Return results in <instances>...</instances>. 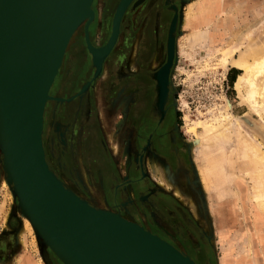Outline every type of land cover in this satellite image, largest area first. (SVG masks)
Instances as JSON below:
<instances>
[{"label":"rangeland","instance_id":"rangeland-1","mask_svg":"<svg viewBox=\"0 0 264 264\" xmlns=\"http://www.w3.org/2000/svg\"><path fill=\"white\" fill-rule=\"evenodd\" d=\"M121 1H92L94 17L88 26V37L96 50L103 49L107 44L111 34V23ZM135 1L136 4L124 16L117 46L111 54L109 53L110 55L108 54L110 57L108 62L129 44L135 47L137 53L143 41L148 39L149 42L145 44L147 55L151 57L148 67H155L158 64L162 66L165 59L167 23L170 17V15L166 17L162 6L172 0L160 3L154 8L155 10H149L146 3L141 2L142 0ZM176 1L179 4V13L176 24L175 58L169 70L167 81L169 83L166 87V102L168 100L170 111L168 118L174 127V130H171L173 132L169 133L173 134V157L176 159L171 163L164 155L160 158L158 152L154 151L153 154L148 152L145 172L151 182L149 185L154 186L153 191L163 193L165 197L161 200L162 204H159L157 196L153 195L150 197V204L141 196L150 190L145 186L138 187L141 192L140 201L145 208L144 213L138 214L142 225L120 212H115L123 219L137 223L169 242L196 264H264V206L258 205L259 196L264 195V187L258 188L259 184H264V147L260 145L264 144V118L260 121L259 116L251 113L248 107L241 103L235 84L231 86L229 82V78L238 72L240 74L241 71L238 69L228 76L232 65L224 67L222 62L225 56L223 53L229 49V46L238 48V53H235L238 58L240 54L250 53L253 49L264 45V0ZM203 3L208 5L209 10L218 3L208 16L207 22L191 28L186 23L182 24L183 19L191 13H197ZM199 34L203 36L201 43L195 41V37ZM245 34L248 39L245 38ZM154 38L155 42H153ZM75 44L81 46L87 57L78 52V47L73 49ZM66 47L53 82L70 74L69 68L72 67L83 72L87 78L92 68L93 73L91 80L69 96H73L70 100H67L69 97H53L48 92L51 98L46 101L43 112L44 156L48 168L65 188L90 205L105 210V207L109 206L104 201L101 206L103 190L101 179L89 166L83 152L84 140L81 137V129L84 118L82 115L78 116L76 126L78 131L73 137L66 139L62 134L53 135L47 110L50 100L68 103L80 97L92 81L101 77L106 58L101 63L99 73L93 77L95 55H92L86 47L84 23L77 27ZM73 52L75 60L66 66V61L70 60ZM133 57L134 52H132ZM87 58L91 60L88 69L85 65ZM132 66L137 67V64L132 63ZM102 74L101 78L107 76V73ZM69 79L70 77L61 81L64 82L62 92H65L66 86H69V92L73 91L77 81L74 79L69 81ZM156 81L157 87H160L158 78ZM83 86L82 93H79ZM98 94L99 91L94 87L91 96ZM100 100L97 96L95 107ZM227 105H231L229 111L232 117L226 120L225 124L231 121L237 126L240 123L243 129L233 126L231 130L219 135V130L216 128L213 130L211 125L217 126L216 117L224 113ZM109 107L105 119L99 106L96 110L99 111L100 124L104 128L103 147L107 149V156L114 166L113 176L118 180L128 174L129 165L139 149L137 144L139 137L135 129L129 131L126 127L129 117V114L128 117L126 116L127 109L125 114L120 112L115 100ZM250 123L257 125L258 129H252ZM93 126L95 125L88 127L89 150L97 148L90 146L96 142L94 140H97V132ZM209 126L212 132L209 131ZM246 129L256 133L257 140H252L251 134H247ZM61 147L69 152H64ZM235 150H237L236 154ZM101 157L100 153L96 157L91 156V163L94 160H97V163L101 162ZM157 157L164 159L163 164L166 165L181 197L177 198L161 185L163 167L156 168L153 163ZM228 158L229 162H227ZM91 166L95 167L93 163ZM207 172H217L219 177L215 179L213 176L212 182L208 181L204 177ZM172 205L175 206L173 210L170 208ZM109 208L114 212L111 207ZM30 225H27L16 197L5 179L0 158V264H21L24 259L30 260L32 264H63L48 246L43 245L40 237V240L37 239L38 236Z\"/></svg>","mask_w":264,"mask_h":264},{"label":"water","instance_id":"water-1","mask_svg":"<svg viewBox=\"0 0 264 264\" xmlns=\"http://www.w3.org/2000/svg\"><path fill=\"white\" fill-rule=\"evenodd\" d=\"M22 1L0 0V158L20 212L26 206L40 226L37 239L40 237L63 264H196L141 225L79 198L48 168L42 128L45 103L51 98L49 88L72 34L82 23L86 47L96 54L88 37L93 0H25L29 13L40 19L33 26L24 19ZM128 2L122 0L115 13L93 77L116 40ZM177 19L175 11L163 64L170 63L169 69Z\"/></svg>","mask_w":264,"mask_h":264},{"label":"flooded vegetation","instance_id":"flooded-vegetation-1","mask_svg":"<svg viewBox=\"0 0 264 264\" xmlns=\"http://www.w3.org/2000/svg\"><path fill=\"white\" fill-rule=\"evenodd\" d=\"M135 2V0L131 2L124 12L119 25L117 40L111 52L115 50L117 46L124 16L126 12L133 7L134 4H136ZM141 2L146 3L149 10H153L154 8H157L160 3H166V0H142ZM162 7H164L163 12L166 14V17L167 15H170L166 30L165 59L162 62L164 63L167 54L166 41L168 28L175 11L179 13V4L176 0H172ZM145 40L143 41L144 43L140 49H138L137 53L135 47H131V44H129L125 46L123 49L124 51L122 50L119 54L111 57V60L108 62V58H110L109 55L111 54L110 52L105 59L100 74L102 77V73H107L105 78L98 77L95 81H92L87 90L80 95V97L68 103L50 100L49 108L47 110V112L49 111L50 126L53 131V135L59 136L62 134L66 139H70V137H73L78 131L76 127L79 118L78 116L82 115V118H84V121L82 122L83 127L81 129V137L84 140L82 143L83 152L86 155L85 159L87 158L86 160H88V163L90 164L89 166L95 171L99 179H101L103 189L100 199L101 206L103 205L102 201H104L109 207H111L112 210H114V212H120L122 215L141 224L142 222L140 221L138 214L139 212L144 213L145 208L143 207L144 204L142 205L141 203L142 201H140L141 192L138 187L145 186V188L147 187V190H150L141 195L148 201L150 200V197L154 195L157 196V203L162 204L161 200L165 197V194L160 192L158 193L156 190L153 191V189H155L154 186L149 185L151 182L149 178H147V173L145 172V161L147 159L148 152L152 154L154 151L158 152V154H160V158L161 155H164V157L169 159L171 163L175 162L176 159L173 157L174 138L173 134L170 133L173 132L171 130H174V127L168 118L170 114L168 100L165 103L164 112L160 113L157 107V97L160 87H157L158 83H156V76L160 70L168 64L162 66L158 64L155 67H148L151 57L147 55L148 50L146 51L145 49V44L149 41L148 39L146 41ZM153 42H155V38L153 39ZM75 47H78V52L85 55L84 50L81 49L79 44H75L73 49H75ZM132 52H134L133 58ZM87 59L88 61L85 65L88 69L90 68L91 60L89 58ZM73 60H75L74 52L70 60L66 61V66H68L69 62L73 63ZM132 63H135V65L137 64V67L132 66ZM69 70L70 74L59 79V81L56 80L53 82L49 91L51 96L64 98L73 95L83 84H85L88 80H91L90 78L93 73L92 68L91 74L88 76L89 78H87L83 72L78 71L76 68L72 67L69 68ZM69 77V81L74 79L77 83L72 92H69V86H66L65 92H62L61 90L64 89V82L61 83V81H65ZM94 87L99 91L97 96L101 99V104L99 103L96 107L95 103L97 104V96H91V90ZM114 100L117 101L120 112H124L125 114V110L127 109L126 116L128 117L129 114V117L127 124L125 123L126 120L124 123L129 131L135 129L139 137L137 142L139 149H137L134 159L129 165L128 174L122 176L123 178H120L121 180H115L116 177L113 176L114 166L112 165L110 158L107 156V149L103 147L102 133L104 132V128L102 127V124H100L101 120L99 111L98 109L96 110L97 106H99V108L103 106L102 108L105 110L109 109V105H112ZM90 125H95L93 127H95L97 132V140H94L96 142L93 143L94 145H90L97 148H91L92 150H89L90 147L87 146L88 127ZM61 149L64 152H69V150H64L62 147ZM61 149L60 151H62ZM99 153L102 154V160L98 163L97 160H94L96 163H94V161L92 163L95 167H92L91 156L96 157ZM70 167H72L71 164ZM167 197V199L171 201V198L169 196ZM149 203L151 204L150 201ZM174 205L170 207L172 210L175 208Z\"/></svg>","mask_w":264,"mask_h":264},{"label":"bare ground","instance_id":"bare-ground-1","mask_svg":"<svg viewBox=\"0 0 264 264\" xmlns=\"http://www.w3.org/2000/svg\"><path fill=\"white\" fill-rule=\"evenodd\" d=\"M133 0H129L127 6L132 2ZM209 1V0H207ZM212 2V1H210ZM26 1L23 0L22 1V6H23V11L25 12V16H24V19L29 23V25H38L39 22H40V19L37 18L36 16H33L29 13L28 9H27V6H26ZM121 4V3H120ZM213 4V3H212ZM218 4V3H217ZM217 4L211 8L209 10L208 8V5L206 3H203L199 8H198V11L197 13H191L190 15H187V17H185L182 21V24L186 23L188 27H193V26H197L199 24H205L207 22V19L209 18L208 16L210 15L211 11H214L213 9H215L217 7ZM126 6V7H127ZM126 10V8H125ZM125 10L123 11V14H122V17L124 15V12ZM190 12V11H189ZM188 13V12H187ZM122 17H121V20H122ZM121 20H120V23H121ZM119 23V25H120ZM264 24V23H263ZM262 24V26H263ZM185 27V26H184ZM264 27V26H263ZM77 29V28H76ZM75 29V31H76ZM257 29V28H256ZM258 31L260 29H257ZM74 31V32H75ZM177 31V27L175 28V33ZM118 32H119V29H118ZM253 33H255L254 31H252ZM251 32V37L253 36ZM249 33V32H248ZM247 38V34H245ZM250 35V34H249ZM118 36V35H117ZM203 36L201 34L197 35L195 37V41L197 42H200L203 41L202 38ZM250 37V36H249ZM250 37V38H251ZM194 38V37H193ZM254 37H252L253 39ZM248 39V38H247ZM116 40H117V37H116ZM116 40L113 44V46L115 45L116 43ZM252 41V40H250ZM175 43H176V40H175ZM185 43V42H184ZM113 46L111 47V49L109 50V53L111 52ZM240 47V46H238ZM67 47L65 48V51H66ZM96 50V49H95ZM102 49L100 50H96V54H95V57H94V65L96 67V63L98 62L97 58H98V54L99 52L101 51ZM209 50V49H208ZM240 50V49H239ZM65 51H64V54H65ZM174 51H175V48H174ZM210 51V50H209ZM212 51V50H211ZM210 51V52H211ZM215 50H213L214 52ZM238 48L236 46H229V49L223 53L225 54V56L223 57V63H224V67H227L229 65H232L236 68H238L241 73L239 74L236 82H235V90L236 92L238 93L239 95V98L241 100V103H244L248 109L251 111V113H254L256 114L257 116H259L260 118V121L261 118H264V45L262 47H258L256 49H253L250 53H247V54H240L238 58H236V55L235 53H238ZM103 52V51H102ZM101 52V53H102ZM189 52V51H188ZM209 52V53H210ZM218 52V51H217ZM227 52V53H226ZM108 53V54H109ZM63 54V55H64ZM108 54H105L104 58L102 61H104V59L108 56ZM212 54V53H211ZM97 55V56H96ZM206 57H209V56H206ZM222 57V55H221ZM174 58H175V52H174ZM101 61V62H102ZM169 67H170V63L164 67L162 70H160V72L157 74V78L158 80L160 81L159 84H160V87H161V90L159 91V96H158V100H157V107L159 109V112L161 113L162 110H163V107H164V104L166 102V98H167V94H166V79H168L167 76H169L170 72H169ZM225 69V68H224ZM101 104V103H100ZM230 104V103H229ZM103 107V106H102ZM101 108V113H102V117L103 119H105V116H106V110L104 108ZM230 106L227 105V107L225 108L226 110L224 111V113H221L219 114V116H217L216 120V124L217 126H213L211 125V127H213L212 129L215 130H219V135H223L224 132L226 131H229L235 127H239L241 129L242 126L241 124L239 123L237 126H235V123H232L231 121H229L227 124H225L226 120H229L231 119L232 115L230 113ZM165 108V107H164ZM234 119V118H232ZM236 121V120H235ZM238 121V120H237ZM239 122V121H238ZM250 127L253 128H256L258 129L257 125H254L253 123L249 125ZM211 127L209 126V131H211ZM0 129H1V120H0ZM237 129V128H236ZM247 130V129H246ZM255 131V130H254ZM212 132V131H211ZM248 132L247 134H251L252 136V140H257L258 138V135L254 132H249L248 130L246 131ZM196 134V133H195ZM250 136V135H249ZM1 141V140H0ZM260 143V141H259ZM200 145V144H199ZM261 147L263 146L264 147V144H260ZM240 148V147H239ZM236 151L235 150V154H236ZM153 157V156H152ZM263 157V156H262ZM235 158V157H234ZM154 159V158H153ZM164 160V159H163ZM163 160H161L160 158H156L155 160H153V163H154V166L156 168H161L163 167V175H162V178L160 179V183L161 185L164 187L165 190L167 191H170L173 195H175L177 198L180 196L181 197V194H180V191L177 189V186L174 184L175 182H173V179L172 177L169 175V172H168V169L166 167L165 164H163ZM209 160V159H208ZM230 159L228 158V161L229 162ZM208 162V161H207ZM152 163V162H151ZM242 163V162H241ZM246 163V162H244ZM243 164V163H242ZM153 166V165H152ZM222 166V165H221ZM243 166V165H242ZM223 167V166H222ZM241 167V166H240ZM244 168V167H243ZM154 169V168H153ZM223 169V168H222ZM156 170V169H155ZM154 170V171H155ZM160 173V172H159ZM208 174H205L204 177L206 179H208V181H211L212 182V178L214 176V178H218L217 177V172H212V173H209L207 172ZM162 174V173H161ZM197 174V173H196ZM181 178V177H180ZM158 179V180H159ZM213 179V180H215ZM260 187H264V184L261 185L259 184L258 188ZM207 189V188H206ZM205 189V190H206ZM264 189V188H263ZM76 195V194H75ZM80 198V197H79ZM260 200L258 201V205H261V206H264V195H260L259 196ZM25 206V205H24ZM103 211H107L109 213H113V214H116L118 215V213L116 212H112L109 208H105V210ZM24 217L26 218V223L27 225L29 226V224H31L30 226L33 227V229L35 230L37 236H40L41 237V230H40V226L39 224L36 222V220L33 218V216L31 215V213L29 212L28 208L25 206V210L23 209L22 211ZM119 216V215H118ZM121 217V216H120ZM119 217V218H120ZM121 219H123L121 217ZM125 220V219H123ZM127 221V220H125ZM129 222V221H127ZM43 236L45 237V235L43 234ZM30 260H22L21 264H32L31 262H29Z\"/></svg>","mask_w":264,"mask_h":264},{"label":"trees","instance_id":"trees-1","mask_svg":"<svg viewBox=\"0 0 264 264\" xmlns=\"http://www.w3.org/2000/svg\"><path fill=\"white\" fill-rule=\"evenodd\" d=\"M232 70H234L233 68H231L230 70H229V72H228V76H230V74L232 73ZM239 74V72L236 74V75H234V76H232L231 78H229V82H230V84H231V86H232V84L234 85L235 84V82H236V80H237V75Z\"/></svg>","mask_w":264,"mask_h":264},{"label":"crops","instance_id":"crops-1","mask_svg":"<svg viewBox=\"0 0 264 264\" xmlns=\"http://www.w3.org/2000/svg\"><path fill=\"white\" fill-rule=\"evenodd\" d=\"M230 68H233L234 70H232V73L233 72H237L238 71V68H236V67H232V66H230ZM230 68H229V70H230ZM236 161H238V158L236 159ZM106 208V207H105ZM109 208V207H108ZM110 209V208H109ZM142 225V224H141Z\"/></svg>","mask_w":264,"mask_h":264}]
</instances>
